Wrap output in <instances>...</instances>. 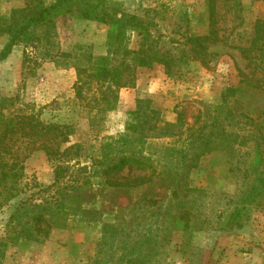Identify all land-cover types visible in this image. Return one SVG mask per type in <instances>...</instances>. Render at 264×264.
Instances as JSON below:
<instances>
[{"label":"rangeland","instance_id":"obj_1","mask_svg":"<svg viewBox=\"0 0 264 264\" xmlns=\"http://www.w3.org/2000/svg\"><path fill=\"white\" fill-rule=\"evenodd\" d=\"M29 1L0 0V17L8 16L11 8L23 7ZM240 3L237 13L222 1L217 3L219 41L209 46L207 66L190 60L179 64L182 72L172 77L165 74L160 63L138 67L135 84L140 80L141 86L136 94L150 99L151 105L162 110L169 121H174L176 112L180 111L186 127L194 121L200 102L217 104L225 87L236 86L239 90L229 98V105L263 129L264 67L249 63L236 45H247L255 20H264V0H240ZM109 4L142 17L148 23L156 49L175 58L187 48L186 34H202L207 29L205 0H109ZM106 31L107 26L96 21L74 15L59 16L51 30H38L35 41L15 45L9 56L0 60V118L33 114L45 123L71 125L73 133L60 146V151L66 147L68 152L55 162L69 163L71 168L67 173L90 175L93 181L97 177L91 174L100 172V165L92 160L101 158L102 147L108 142L126 133V124L131 119L128 114L131 108L127 104L124 107L120 98L121 90L126 87L117 91L112 108L101 100V90L94 82L83 86L81 99L75 93L76 65L85 67L81 64L80 51L105 54ZM6 40V35L0 36V49ZM138 42L136 30L128 29V47L136 48ZM241 118L246 121L245 117ZM4 142L10 150L5 160L16 166L17 173H5L0 183V264H128L123 261L122 253L138 246L139 238L147 231L155 233L157 238L154 256L145 264H264L263 210L253 211L241 228H218L244 188L241 167L249 157L246 147H239L231 160L224 150L205 153L197 166L188 171L186 184L198 188L191 201L194 219L203 224L201 230L167 231L165 202L160 204V209L134 212L128 204L140 196L141 189L135 188L125 194L84 196L86 207L94 203L99 210L95 220L67 217L64 227H50L48 236L36 241L24 237L23 229L30 226L32 215L38 211L36 205H50L56 191L69 178L67 175L59 184L52 185L54 162L43 150L34 149L28 138L14 135ZM133 146L153 161L156 173H161V169L163 173H173L176 157H170L166 147L176 149L182 143L176 137H148L142 143L134 142ZM84 165L86 168L81 169ZM142 173L150 172L126 168L121 171L122 176L129 177ZM113 199L128 207H113L116 204ZM103 222L125 230L112 249L100 242ZM134 241L137 242L132 245Z\"/></svg>","mask_w":264,"mask_h":264},{"label":"trees","instance_id":"obj_2","mask_svg":"<svg viewBox=\"0 0 264 264\" xmlns=\"http://www.w3.org/2000/svg\"><path fill=\"white\" fill-rule=\"evenodd\" d=\"M219 1L234 13L241 8L240 0H205L206 31L202 34H186L184 41L187 48L179 58H175L169 52L164 53L156 49L148 23L142 17L109 4V0H51L48 3L43 0H30L23 7L11 8L8 16L0 17V36H7L4 46L0 49V60L6 59L15 45L35 41L38 30H51L59 16L74 15L88 21H96L107 26L106 53L95 55L91 51H80L81 64L85 67L76 65L78 78L75 93L81 99L83 86H89L94 82L101 90V100L108 108H112L117 91L122 87L135 85V72L138 67H151L154 63H160L165 74L172 77L182 72L179 64H187L190 60H197L207 66L209 46L219 41L216 27ZM128 29L136 30L139 35L136 48L128 47ZM236 48L249 63L263 68L264 20L256 19L253 35L248 44L236 45ZM65 54L69 55L66 52ZM258 86L263 87L261 84ZM238 90L236 86L225 87L217 104L200 102L201 108L194 121L186 127L180 111L176 112L174 121H169L162 110L151 105L150 99L136 98L134 108L128 111L131 119L126 124V133L108 142L102 147L101 158L92 160L93 163L100 165V172L91 174L92 177L96 175L97 181H93L90 175L67 173L71 168L69 163L55 162L62 153L68 152L66 147L60 151V146L67 142L73 133L71 125L45 123L33 114L14 115L7 120L0 118V183L5 178V173H17L16 166L5 160L10 150L4 141L14 135L28 138L34 149L43 150L47 158L54 162L52 185L59 184L67 175L69 178V181L56 191L50 205L42 203L36 205L38 211L32 215L30 226L23 229V236L29 240L41 241L48 236L50 227H64L66 218L71 216L93 221L95 220L93 218L99 215V210L94 203L86 207L83 204L84 196L92 198L101 193L105 196L113 193L125 194L135 188L141 189L140 196L128 204L134 212L144 208L145 211L153 207L160 209L162 208L160 204L165 202L167 206L164 207L163 213L168 221V225H165L167 231L201 230L203 224L194 219L191 201L198 188L188 186L184 179L205 153L224 150L231 160L242 146L249 150V157L243 161L241 167L244 188L236 195L224 223L218 228L229 230L243 227L253 211L259 209L264 211V128L256 125L255 121L242 111L233 110L229 105V98ZM241 117H245L246 121ZM148 137H176L181 140V147L176 149L166 147L169 156L176 157L173 173H163V169L161 173H156L157 167L153 161L133 149L134 142L142 143ZM165 166L167 167V162ZM82 168L85 169L86 166ZM125 168L150 173L122 176L121 171ZM156 187L161 190L156 192ZM165 198L166 200L160 203ZM115 200L113 199L116 203L113 207H124ZM124 231L112 223L103 222L101 244L109 245L112 249L114 241L124 234ZM156 238L155 233L153 235L149 231L143 233L138 246L130 245L131 247L122 253L123 261H127L128 264H145L150 261L154 256ZM136 242L134 241L132 245Z\"/></svg>","mask_w":264,"mask_h":264},{"label":"crops","instance_id":"obj_3","mask_svg":"<svg viewBox=\"0 0 264 264\" xmlns=\"http://www.w3.org/2000/svg\"><path fill=\"white\" fill-rule=\"evenodd\" d=\"M140 80H137V82H136V84L134 85V87L133 88H124V90H121V92H120V98H122L123 99V104H124V107L126 106V104H127V108H131V109H133L134 108V106H135V100H136V98H140V97H142V96H144V95H138V94H136V92L137 91H139L138 89L140 88ZM125 90H127V91H125ZM131 90V91H130Z\"/></svg>","mask_w":264,"mask_h":264}]
</instances>
